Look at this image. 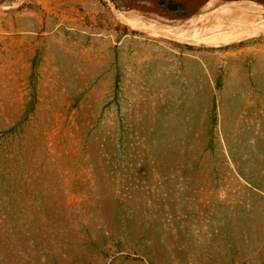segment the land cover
I'll return each instance as SVG.
<instances>
[{
    "label": "rangeland",
    "instance_id": "rangeland-1",
    "mask_svg": "<svg viewBox=\"0 0 264 264\" xmlns=\"http://www.w3.org/2000/svg\"><path fill=\"white\" fill-rule=\"evenodd\" d=\"M114 2L0 0V264H264V30Z\"/></svg>",
    "mask_w": 264,
    "mask_h": 264
},
{
    "label": "bare ground",
    "instance_id": "bare-ground-1",
    "mask_svg": "<svg viewBox=\"0 0 264 264\" xmlns=\"http://www.w3.org/2000/svg\"><path fill=\"white\" fill-rule=\"evenodd\" d=\"M114 17L122 24L152 37L196 44L204 39L238 37L264 30V7L245 2L209 1L187 19H169L154 12L119 5L114 0ZM152 5L151 1L145 2Z\"/></svg>",
    "mask_w": 264,
    "mask_h": 264
},
{
    "label": "water",
    "instance_id": "water-1",
    "mask_svg": "<svg viewBox=\"0 0 264 264\" xmlns=\"http://www.w3.org/2000/svg\"><path fill=\"white\" fill-rule=\"evenodd\" d=\"M149 0H123L121 1L124 7L136 8L139 10L154 12L160 16H167L169 19H187L191 18L201 6L209 1L217 0H163L164 3L159 0H150L152 5H147L145 2ZM224 2H245L253 3L264 7V0H219ZM173 3L181 5L180 8L170 9L166 6L167 3Z\"/></svg>",
    "mask_w": 264,
    "mask_h": 264
},
{
    "label": "flooded vegetation",
    "instance_id": "flooded-vegetation-1",
    "mask_svg": "<svg viewBox=\"0 0 264 264\" xmlns=\"http://www.w3.org/2000/svg\"><path fill=\"white\" fill-rule=\"evenodd\" d=\"M166 6H167L168 8H170V9H173L172 7L174 6V4L171 3V2H169V3L166 4Z\"/></svg>",
    "mask_w": 264,
    "mask_h": 264
}]
</instances>
